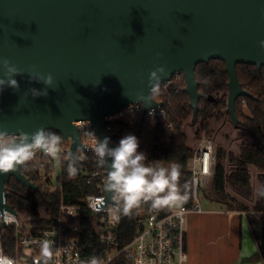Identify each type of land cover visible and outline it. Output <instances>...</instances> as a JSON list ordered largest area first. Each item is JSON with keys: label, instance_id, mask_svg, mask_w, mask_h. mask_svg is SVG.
Returning a JSON list of instances; mask_svg holds the SVG:
<instances>
[{"label": "water", "instance_id": "1", "mask_svg": "<svg viewBox=\"0 0 264 264\" xmlns=\"http://www.w3.org/2000/svg\"><path fill=\"white\" fill-rule=\"evenodd\" d=\"M261 41L264 0H0V61L23 72L14 77L18 90L0 91V131L57 132L69 141L70 162V157L78 161L76 151L82 147L74 122L88 121L98 140L107 137L114 147V135L104 129L107 116L142 104L145 117L163 106L148 83L157 66L166 69L159 86L183 75L194 123L201 98L195 67L210 60L225 65L227 111L238 124L235 101L251 94L242 88L236 64L264 67ZM33 69L41 76L52 75L47 96L28 94L31 88L46 87L30 80ZM21 167L0 173V211L15 216L7 203V183L14 179L28 190L38 189ZM114 194L105 193L107 204Z\"/></svg>", "mask_w": 264, "mask_h": 264}, {"label": "trees", "instance_id": "2", "mask_svg": "<svg viewBox=\"0 0 264 264\" xmlns=\"http://www.w3.org/2000/svg\"><path fill=\"white\" fill-rule=\"evenodd\" d=\"M236 73L243 89L251 96H239L235 101V113L239 120L238 126L247 132L250 139L240 147L239 155L217 151L216 167L213 177L212 190L216 201L226 205L229 201L236 202V198L229 195V189L246 197L252 195V174L250 168L257 170L258 195L253 205V211L264 215V196L259 191L264 189V67L258 69L255 65L236 64ZM195 78L198 82L199 99L198 120H201V129L208 130L211 120L229 119L227 111V83L229 77L225 71V65L219 60H210L207 63H199L195 67ZM185 80L182 77L176 80L168 90V94L153 97L163 103L169 120L175 127L169 130L166 124H160L156 119H148L146 116L143 125L130 127V119L125 116L122 120L113 123V134L123 138L126 135H134L139 142L138 151L146 154L150 166L170 167L177 163L181 166L179 184L182 194L187 193L188 200L182 206L190 208L194 204L192 197V175L187 170V161L193 156L194 151L188 144V136L184 131L186 123L191 122L192 109L189 96L184 92ZM202 131L197 132V137L202 139ZM202 137V138H201ZM210 137V136H207ZM212 138V137H210ZM213 139V138H212ZM62 141V140H61ZM53 164L48 160L34 156V158L22 165V173L31 181L37 179L40 173L39 167L46 172L45 179L50 174ZM226 166L229 172H226ZM63 180L66 179L62 172ZM65 183V184H64ZM62 191H49L48 188L39 187L37 190H28L14 179H11L6 190L9 193L7 203L16 213H27L34 219L33 224L43 228L49 224L48 218H54L57 214L60 199L77 202V198L85 194L93 193V190L84 185L82 179L64 182ZM151 201L142 202L139 208L133 209L129 214L121 210L120 222L115 227V234L119 247L127 246L137 234V211L150 209ZM123 209V201H122ZM165 209V208H163ZM43 213L47 217L41 218ZM79 246L81 255L89 260L97 257L105 258V246L100 241L94 217L89 211H83L77 220ZM3 245L5 252L11 254L14 245V228H6L3 232ZM108 264H130L123 254L118 255Z\"/></svg>", "mask_w": 264, "mask_h": 264}, {"label": "built area", "instance_id": "3", "mask_svg": "<svg viewBox=\"0 0 264 264\" xmlns=\"http://www.w3.org/2000/svg\"><path fill=\"white\" fill-rule=\"evenodd\" d=\"M183 77L177 74L172 79L159 86L155 92L156 96L168 94L169 87ZM157 102L159 100L155 99ZM142 104L130 105L124 110L115 112L106 117L108 124L104 127L107 134L114 135L112 144L118 145L120 137L113 134V123L122 120L127 116L131 123L130 127L135 125L142 126L143 120L156 119L160 124H166L169 130L175 125L169 120L166 111L158 108L157 112L150 110L145 117L142 116ZM80 136L81 148L77 149L75 166L78 171L72 176L68 170L69 162V141H61L60 160L65 172L66 179L60 181L59 191H62L64 182L82 179L84 185L93 190L80 198L77 202L65 201L60 199L57 214L54 218H48L49 224L40 228L33 224L34 219L28 215V225L26 230H22L18 224L15 215L4 216V229L1 226L0 216V252L13 258L17 264H42L40 256V242L43 240L53 241L54 255L49 264H90L91 259L86 260L82 257L79 240L77 238L78 225L77 220L83 211L96 214L94 217V227L100 241L105 246V258L99 259V264H108L118 255L123 254L130 264H183L187 255L185 252V224L186 215L189 213L201 212V205L198 199L199 191H209L212 189L213 177L216 167L218 146L215 141L207 136L200 140L199 147L194 151L193 156L187 161L186 168L192 175V197L194 204L190 207H174L165 209H140L137 211V234L132 241L125 247H119L115 227L120 222V213L122 210V200L119 194H114L112 203L105 201L104 184L107 177L105 166L98 164V157L95 153V138L90 134L94 133L91 124L88 121L74 122ZM96 137V135H95ZM97 138V137H96ZM98 139V138H97ZM35 156H40L52 164L54 160L46 153L39 150ZM39 171L43 167L38 168ZM45 170V169H44ZM37 179L32 182L43 189L49 188L52 184V178L40 173ZM65 184V183H64ZM102 200L103 204H98ZM120 209L119 219L113 217L115 209ZM9 213V212H7ZM93 216V215H92ZM14 228V245L11 254L5 252L3 245V232L6 228Z\"/></svg>", "mask_w": 264, "mask_h": 264}, {"label": "clouds", "instance_id": "4", "mask_svg": "<svg viewBox=\"0 0 264 264\" xmlns=\"http://www.w3.org/2000/svg\"><path fill=\"white\" fill-rule=\"evenodd\" d=\"M260 48L264 49V41L260 42ZM5 70V78L0 79V91L5 88L18 90L20 85L14 78L23 75V72L9 61H0ZM166 74L164 66H157L149 73L148 83L150 92L159 90L160 79ZM31 81L43 82L46 86L43 90L31 88L28 90L33 98L47 96V88L53 86L51 74L41 76L34 69L30 70ZM148 99V97H147ZM95 138V153L100 166H107V177L104 190L119 194L123 201V213L129 214L133 209L139 208L142 202L151 201L152 207L156 209L182 207L187 202V193L182 194L179 179L181 166L173 163L170 167L150 166L146 154L138 151L139 142L134 135H126L119 140L115 147H109V139L105 137L98 140ZM61 135L57 132L37 129L31 135L20 133L12 135L0 131V173H9L17 170L18 166L25 165L31 161L36 151H42L52 158L59 159L61 156ZM111 161L110 165L108 161ZM76 158L70 157L68 170L75 176L78 169L75 166ZM264 196V189L259 191ZM2 202V198H0ZM102 205L103 201H98ZM120 209L113 212L114 219H119ZM7 210L0 211V216H10ZM53 241L43 240L40 242V256L42 264H49L54 255ZM0 264H17V261L0 252ZM90 264H99V258L93 257Z\"/></svg>", "mask_w": 264, "mask_h": 264}, {"label": "crops", "instance_id": "5", "mask_svg": "<svg viewBox=\"0 0 264 264\" xmlns=\"http://www.w3.org/2000/svg\"><path fill=\"white\" fill-rule=\"evenodd\" d=\"M213 202L187 216L183 264H264V215Z\"/></svg>", "mask_w": 264, "mask_h": 264}, {"label": "rangeland", "instance_id": "6", "mask_svg": "<svg viewBox=\"0 0 264 264\" xmlns=\"http://www.w3.org/2000/svg\"><path fill=\"white\" fill-rule=\"evenodd\" d=\"M184 131L188 136L190 148L195 151L200 144V140L197 137V132L202 131L203 136H210L215 141V144L219 149L225 150V152H231L233 155H239L240 147L246 144L250 137L245 130H243L238 124H234L231 119L224 117L220 120H211L209 123L208 130L201 129V120L195 121L194 123L188 122L184 126ZM201 137V138H202ZM54 163L51 166L49 176L52 178V184L49 185V191H58L60 187V181L62 179L63 166L62 162L59 159L53 158ZM45 170H41L40 174L43 175ZM226 172H229L228 167L226 166ZM257 170L255 168H250V174H252V195L250 197H246L242 194L234 192L232 189H229L228 192L230 196L236 198V202L229 201L227 207L230 209H238V210H247L250 207L253 209V203L258 194V182L256 179ZM198 199L201 205L202 210L206 209H216V205L213 201L216 199L213 190L209 191H199ZM253 201V203H252ZM249 207H246V205ZM191 214V213H190ZM186 215V224H187V216ZM41 218L46 219V215L41 213ZM18 224L21 226L22 230L28 229L30 226L28 225V214L27 213H17L15 216ZM185 224V231H186ZM22 264V263H19Z\"/></svg>", "mask_w": 264, "mask_h": 264}]
</instances>
